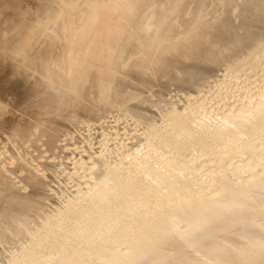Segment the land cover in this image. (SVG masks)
Wrapping results in <instances>:
<instances>
[{
    "label": "bare ground",
    "instance_id": "1",
    "mask_svg": "<svg viewBox=\"0 0 264 264\" xmlns=\"http://www.w3.org/2000/svg\"><path fill=\"white\" fill-rule=\"evenodd\" d=\"M145 1L38 0L33 10L17 11V16L11 17L10 22L7 23L9 25L0 28V54L8 60L12 77L20 78L26 85L29 84L32 87L28 91L29 95L27 94L31 97L30 101L37 97L39 89H44L49 98L47 104L52 103L51 101H54L53 104L58 102L57 106H53L64 108V111L68 110V115L65 114L68 120L65 119L67 122L76 121L77 128L79 126L80 129L79 131L76 129L78 132L74 129L75 132L64 133L57 141L53 137L54 145L59 150L56 151L57 153L64 151L68 155L74 152L78 154L77 160L71 155V158L74 157L71 163L73 167L76 164L78 169L75 171L79 179L78 184L71 185L67 181L70 184L69 189L65 186L63 188L70 191V194L67 193L68 197L65 196L64 199L59 197L58 199L63 200L58 203V207L52 210L49 208L50 212L44 214L36 227L26 228L23 231V242H18L20 244L16 247L17 249L14 247V251L3 264H264V201L253 198L250 193L253 189L256 190V186L264 185V113L258 111L264 104L262 102L264 101V98L262 99L264 97V37L260 34L254 39L250 38L264 24V0H204L202 4H199L195 18L186 22L189 24L185 30H182V36L181 30L179 34L175 33L173 22L179 21L176 20L181 12L187 14L189 6L195 0H187L182 9L180 3L183 0H162L172 2V5L170 4V9L166 8L164 11L158 4L163 11L159 9L161 13L158 14L157 8V24L154 27L155 31H152L153 33L149 36L140 33L145 16L141 17L142 19L139 18V12L144 10L142 9L144 5H148L149 2L153 4L157 0L146 1L148 4ZM166 3L162 4L163 8L168 7ZM164 4L166 5L163 6ZM237 14L242 15L239 22ZM210 15L211 18H208ZM146 19L145 21L149 24L148 18ZM182 20L186 19L182 18ZM151 22L154 23V21ZM152 23L150 27L154 26V24L151 25ZM148 26H143L142 31L144 28L147 30ZM225 53L235 54L228 62H223ZM197 59H202L204 65L217 66L224 63L221 75L217 76L220 77V84H217L214 96L209 97L210 99L207 97L208 94H213L214 89H209L212 93L207 94L204 93L205 89L204 92H199L200 94L189 100L185 99L187 102L183 103V101V104L177 107L178 109L175 105L173 108H168L163 115L161 114L159 124H148L149 127L144 135V147L140 155L135 154L136 159H128L123 155L116 157L117 159L111 164L112 156L111 161H107L111 165L109 164L110 166L106 168L103 165L105 169L102 176L98 177L99 179L95 178L99 159L105 151L103 143H107L100 141V135L97 141H94L93 137L87 133V130L92 129L89 128L87 119L90 120L93 116L99 118L96 114L97 107L107 106L108 109V106L124 105L125 102L134 100L133 98L140 93L135 88L137 86L134 83L135 78L138 84H145L149 78H154L151 72L156 69L163 71L166 63V67L172 65L174 70L175 67L183 68V66H187L189 70L191 64L196 63ZM238 74L242 77L240 84L234 83L240 76ZM8 76L10 78L6 79H11V76ZM14 84V86L17 85ZM21 84H19L20 88ZM134 88L136 90H133ZM171 88H173L172 85ZM161 94L163 95V92ZM251 97L255 100L252 102L254 106L250 104L251 100L248 106L257 109H255L258 112L255 120L254 118H252L254 121L248 120L249 124L247 120L246 124L231 123L239 117L240 119L251 117V111L253 112L254 109L250 110L244 101ZM144 99L146 100L145 97ZM212 102L224 122L218 123V126L199 125L202 121L201 117L213 111ZM140 103L139 101L136 103L132 114H139ZM47 104L44 107L47 108ZM260 104H262L261 107ZM30 108H25L24 113L20 110L14 114L7 108L0 109V127H2L0 130V188L8 184L13 188V191L11 188L5 193L0 189V192L3 191L1 193L3 196L0 194L2 197H0V222L5 218L15 222L13 217L16 218L17 210L27 206V185L21 181L27 173L33 174L34 180H32L34 183L37 182V185L35 184L37 187L44 176H47L40 167V163L48 160L50 156L47 155L49 152L41 150L44 147H41L43 134L36 145L39 153L32 148L35 153L30 151L29 142L33 138L32 134L36 132H33L34 129L43 128L41 131L45 132L47 127L45 128L44 125L50 124L44 122V119L48 117L45 111L44 113L39 110H29ZM51 108H48V111ZM143 108H140V111ZM121 113L112 114L113 116L106 119L100 117L101 119L96 120L97 125L94 127H108L123 146L128 144L129 140L142 128L137 129L138 126L136 127L133 119L124 118ZM31 114L34 117L29 118ZM158 116L153 118L158 120ZM135 117L138 118V116ZM53 119L48 120L56 124L57 121ZM199 119H201L200 122L197 121ZM48 120L46 119V122ZM157 120L156 122H159ZM153 122H155L154 119ZM62 123L58 125L62 126ZM66 125L63 124L62 127L66 129L72 123L67 127ZM5 129L11 130V134L17 132L19 135L20 133V137L21 133L22 135L25 133L26 140L24 136L22 140L28 144L19 146L16 144L19 139L16 138L14 142L13 138L10 139L11 137L4 133L8 132V130L4 131ZM50 130L53 131L52 128ZM83 130L86 132L82 133ZM51 131L49 134L54 133ZM140 131L143 133V130ZM49 134L45 139L49 138ZM83 135L86 139H80L82 148H78V145L74 146L75 141ZM139 135L142 136L141 133ZM109 138L107 139L111 140ZM118 142L114 141L117 145ZM31 145L35 146V144ZM107 145L109 147V144ZM61 157L64 158V155ZM105 157L108 156L105 155ZM53 158L56 157L53 156ZM53 158L52 161H54ZM62 167H59V170L64 168ZM68 170L70 169L68 168L67 172ZM243 173L249 174L242 178L238 176L235 181L232 179L236 177L231 179L229 177ZM30 181L26 183L29 185ZM35 185L32 186L35 188ZM46 185H44L45 188ZM30 189L32 188L28 190ZM34 199L36 201V197ZM45 199L42 202H46ZM49 199L50 197L47 200ZM41 200L39 199V202ZM45 207L47 206L44 205V210ZM39 214L43 215V213ZM21 226L19 223L18 228L22 230ZM188 233L197 234V236L194 235L187 240L184 236L189 235Z\"/></svg>",
    "mask_w": 264,
    "mask_h": 264
},
{
    "label": "rangeland",
    "instance_id": "2",
    "mask_svg": "<svg viewBox=\"0 0 264 264\" xmlns=\"http://www.w3.org/2000/svg\"><path fill=\"white\" fill-rule=\"evenodd\" d=\"M38 2V0H0V28H3L4 26H6V25H9V24H7L8 22H10V18L11 17H15V16H17V14H18V12L17 11H27V10H33L34 9V7H35V2ZM146 1H148L149 2V0H146ZM145 1V3H147L148 4V2H146ZM159 1H161V3H159ZM157 0V2H154L153 4L152 3H150L149 2V4L148 5H144V7L142 8V9H144V10H141L140 12H139V14H140V16H139V18H143V16H145L144 17V20H143V22H142V28H143V26L145 27V26H148V27H146L147 28V30L144 28V31H146V32H148L149 30V32H148V34L146 35V33L144 32V31H142L143 29L141 28V35H144L145 34V36H149V35H151L153 32L152 31H155V26H156V21H157V16H158V14H159V12L161 13V10L162 9H164V11L166 10V8H169L172 4V2H167V1H174V0H167V1H162V0ZM202 1V2H201ZM203 1L204 0H195V1H193L192 3H191V5L189 6V8H188V13H190L189 15H187V14H185V13H180V16H178V19L176 20V21H178V22H175L176 24H177V26H176V24L173 22V26H175V27H173V29L174 30H176V32L175 31H173V32H175L176 34H179V31H180V35L181 34H183V31L182 30H185L186 28H187V25L189 24H187L186 22H190L192 19H193V17L195 18V16H196V14H197V11H198V8H199V4H202L203 3ZM166 3V4H168L167 6L168 7H165V8H163L162 7V4L163 3ZM187 2V0H183V1H181V3H180V7H181V9L185 6V3ZM201 2V3H200ZM208 2V1H207ZM205 3V2H204ZM161 5L160 7L162 8H160L159 7V5L158 6H156V5ZM166 4H164L163 6H165ZM171 4V5H170ZM150 5V6H149ZM10 7V8H9ZM10 10H9V9ZM148 8V9H147ZM155 10H154V9ZM157 8H158V10H157ZM145 9H147L146 11H145ZM159 9H161V10H159ZM170 9V8H169ZM156 10H157V12H158V14H156L157 12H156ZM168 10V9H167ZM189 10H190V12H189ZM163 11V10H162ZM148 14V15H145V14ZM196 13V14H195ZM141 14H142V16H141ZM151 14V15H150ZM153 14H155V15H153ZM239 14V13H238ZM237 14V15H238ZM157 15V16H156ZM241 16L242 15H238V22L240 21V19H241ZM263 16H264V14H263ZM155 17V18H154ZM141 18V19H142ZM146 18H148V22H149V24L146 22L147 21V19ZM151 18V19H150ZM186 19V20H182L181 21V19ZM208 18H211V15L208 17ZM156 19V20H155ZM146 20V21H145ZM151 21H154V23H152ZM144 22H146L145 24H144ZM150 23H152L151 25H153L154 24V26L153 27H150ZM178 24H180V25H178ZM184 24V25H183ZM263 24V23H262ZM261 24V25H262ZM179 26V27H178ZM152 29H150V28ZM179 30H178V29ZM149 29V30H148ZM257 31L259 32L258 34H257ZM257 31H255L253 34H254V36H251L250 38H253L254 39V37H257L258 35H262L263 37H264V24L262 25V27L260 26V30H257ZM144 32V33H143ZM180 35H178V36H180ZM182 36V35H181ZM244 44V43H243ZM242 44V45H243ZM241 45V46H242ZM246 48H247V46H246ZM233 54H235V53H225L224 54V57H223V62H228L230 59H232L233 57ZM228 55V56H227ZM230 55V56H229ZM226 58H229V59H226ZM6 58H5V56L4 55H2V54H0V106H2V107H0V109H5L6 110V108L7 109H9V111L12 113V114H14V113H16V112H20V110H22V112L24 111V109L25 108H30L32 105H33V107H31L29 110H36V111H42V112H46V115L48 116L46 119L48 120H52L53 118H55V119H53V120H55V121H57V126H55L56 124H52V122H50L49 120L46 122V119H44L45 121V123H49L50 125V128H52L53 129V131H51L50 130V128L48 129V125L46 126V125H44L45 126V128L47 127V129H46V131L45 132H43V131H41V130H43V128L42 129H34L33 130V132H35L34 134H32L33 135V138H32V140H31V142H29V144H30V146H29V148L31 149H36L35 151H36V153H39V152H37V142L39 141V137L41 136V134H43V140H41L42 142H41V147L42 146H44V147H42V149L41 150H43L44 152H49V153H47V155H50L49 156V159L48 160H44L43 162L45 163H43V162H41L39 165H40V167L44 170V173L45 174H47V176H44V179L42 180V182H40L39 184L40 185H38V187L36 186L37 184V182L36 183H34V178H33V174H31V173H25L26 175H31L30 177L29 176H24V178H22L23 180H21L22 181V183L24 182V185H27L26 187V190L28 191L27 193H26V195H27V197H29V198H27L26 196V200L28 201V204H27V206H25L24 208H22V210L21 209H19V210H17V213L19 214V216H18V214H16V218L15 217H13L14 219H15V222H14V220L11 222V221H9V219L8 218H5L4 219V221H2V222H0V228H2V229H0V264H3L5 261H6V259H7V257L11 254V252L12 251H14V247H15V249H17L16 247H18V245L20 244V243H18V242H23V240L24 239H22V238H24V233H23V231H25L26 230V228L27 229H30V228H33V227H36L38 224H39V222L43 219V217H44V214L46 215V213L48 214L49 212H50V210H52V209H54V208H56V207H58L59 206V204L58 203H60L61 202V200H63L64 198H65V196H67L68 197V194L67 193H69L70 191L69 190H66V189H69V185L71 184H78V181H79V179H78V177H77V173H75V171H78V169H77V167H76V164L74 165L75 167H73V165H72V163H71V161H72V159L74 160V157L73 158H71V155L72 156H75V160H77V153H73V154H71V153H69V155L68 154H66L64 151H60V152H56V151H59L58 149H57V147L54 145V141H53V137H54V139H55V141H57V139H61V137H62V135L64 134V133H66V134H69V133H72V131L73 132H75V131H79L80 129H79V126H78V128H77V124H76V121L75 122H71V120H69L70 122H67V120H68V110H66V111H64V108L62 109V108H59V106L58 107H56L58 104V102L56 103V104H53L54 103V101H51L52 103H49V104H47V102H49V98H48V96H47V94L43 91V90H41V89H39L38 91H40L39 92V94L37 95V97H35V98H33V100L32 101H30L31 100V97H28V91H30V85L29 84H27V85H29V86H27L26 84H25V82L24 81H21V79L19 78H13L12 77V75L10 74V68L8 67V63H7V61L8 60H5ZM168 61V60H167ZM166 61V62H167ZM170 62V61H169ZM168 62V63H169ZM196 63H193V64H191V68L188 70V67L186 66H183V68H185V69H183L182 67L180 68V67H175V70H174V66H172V65H168V67H166V65H167V63L165 64V69H167L166 71H160L159 69H156V70H153L152 72H151V75L154 77V78H149L146 82L147 83H145V84H141V83H139L140 84V86H139V84L137 83V79L135 78V80H136V82H135V80H134V83H135V85H137V86H139V88H137V86L135 87L136 89H137V91L138 92H140V93H138V95H136V97H134L133 99L134 100H131V101H129V102H125L124 103V105H126V106H124L123 104H121V105H115V106H108V109H107V106H100V107H97V109H96V111H97V117H99V118H95V116H93V117H89L90 118V120L89 119H87V121L89 122L88 124H89V128H92L90 131H92V132H90L89 130H87V133L88 134H90V136L91 137H93L92 139L94 140V141H97V137L100 135V141H103V142H107V143H103L104 144V149H105V151H104V154H103V156L99 159L100 161L98 162V169L95 171V178H97V179H99L101 176H102V174H103V171H104V169L106 168V167H108V165L111 163V164H113V161H115V159H117L119 156L120 157H122L123 155L127 158L128 157V159H136L137 157H136V153H138V155H140L141 154V152H142V148L144 147V135H145V132H146V130L148 129V124L149 125H151V124H159L160 123V118L162 117V115L166 112V110L169 108H173V107H175L176 109H178L180 106H181V103L183 102V103H186L187 102V100H185V99H188L189 100V98H191V97H193V96H196L197 94H200L199 92H204V90H205V94H207V93H212V92H209V89L210 90H213V94H208V98L209 97H213L214 96V93H215V89H217V84H220V77H217V76H220L221 74V72H222V70H223V67H222V65L224 64H222V63H220L219 65H204L203 63H202V59H197L196 61H195ZM171 64V63H170ZM202 64V65H201ZM201 65V66H200ZM164 66V65H163ZM162 66V67H163ZM197 66V67H196ZM203 66V67H202ZM171 67V68H170ZM199 67V68H198ZM210 67H212V68H210ZM221 69H220V68ZM177 68V69H176ZM187 68V69H186ZM194 68V69H193ZM206 68V69H205ZM208 68H210V69H208ZM171 69V70H170ZM199 69V70H198ZM203 69V70H202ZM212 69V70H211ZM216 69V70H215ZM159 70V71H158ZM174 70V71H173ZM185 70V71H184ZM193 70V71H192ZM198 70V71H197ZM214 70H215V72H214ZM156 72V74H155V72ZM171 71V72H170ZM173 71V72H172ZM178 71V72H177ZM180 71H181V73H180ZM202 73H201V72ZM207 71V72H206ZM212 71V72H211ZM162 72V73H161ZM195 72V73H194ZM199 72V73H198ZM168 73V74H167ZM191 73H193V74H191ZM216 76H214L213 74ZM216 73L218 74V75H216ZM10 75L11 76V79H9V80H7L6 78H10L8 75ZM155 74V75H154ZM164 76H163V75ZM176 74H177V76H176ZM185 74V75H184ZM186 74H188V76L186 75ZM202 76H201V75ZM204 74V75H203ZM210 74L212 75V76H210ZM172 75V76H171ZM192 75V76H191ZM209 75V76H208ZM240 74H238V76H239ZM8 76V77H7ZM152 76H150V77H152ZM155 76H156V78H155ZM159 76H162V77H159ZM170 76H171V78H170ZM175 76V77H174ZM187 76V77H186ZM160 79H159V78ZM169 77V78H168ZM173 77V78H172ZM178 77V78H177ZM185 79H183V78ZM212 77V78H211ZM3 78V79H2ZM4 78L7 80H4ZM167 78V79H166ZM191 78V79H190ZM205 78V79H204ZM215 78H217V79H214ZM235 78H237V76H235ZM234 78V79H235ZM212 79V80H211ZM233 79V80H234ZM17 80V82H15ZM149 80H150V82H149ZM151 80H153V81H151ZM161 80H162V82H161ZM176 80V81H175ZM199 80V81H198ZM208 80V81H207ZM18 81H21V82H19L18 83ZM157 81H158V83H157ZM160 81V82H159ZM175 81V82H174ZM181 81V82H180ZM214 81V82H213ZM234 81H236V80H234ZM233 81V82H234ZM242 81V77H241V75L237 78V82H234V83H239L240 84V82ZM7 82V83H6ZM9 82H11V83H9ZM18 83L16 86H14L15 84L14 83ZM154 82V83H153ZM194 82V83H193ZM199 82H201V83H199ZM204 82V83H203ZM208 82H211V83H208ZM218 82V83H217ZM3 83V84H2ZM6 83V84H5ZM22 83V84H21ZM151 85V87H150V85ZM156 83V84H155ZM162 83V84H161ZM193 83V84H192ZM197 83V84H196ZM199 83V84H198ZM203 83V84H202ZM213 83V84H212ZM233 83V84H234ZM8 84V85H7ZM19 84H21V86L23 87V86H25L26 85V87H23V88H25V89H23L22 87L20 88V86H19ZM168 84V85H167ZM201 84V85H200ZM209 84V85H208ZM211 84V85H210ZM214 84H216V86H212V85H214ZM13 85V86H12ZM144 85V86H143ZM148 85H149V87L151 88V90H149L150 88L148 87ZM154 85V86H153ZM159 85V86H158ZM171 85L173 86V88H171ZM195 85V86H194ZM197 85V86H196ZM198 85H199V87H198ZM203 85H206L205 87H203ZM13 88H12V87ZM142 86V87H141ZM156 86H157V88H156ZM168 86H170V87H168ZM186 86H188V87H186ZM211 86H212V88H211ZM29 87V88H28ZM145 87V88H144ZM146 87H148L147 89H146ZM159 87H161L160 89H159ZM192 87V88H191ZM204 89H203V88ZM22 89V90H20L19 91V89ZM27 88L29 89V90H27ZM32 88V87H31ZM133 89V90H136V89ZM154 88H155V90H154ZM200 88V89H199ZM11 89H12V92H11ZM18 89V90H17ZM143 90V91H139V90ZM145 89V90H144ZM163 89V90H162ZM177 91H176V90ZM183 89V90H182ZM197 91H196V90ZM6 90H7V92H6ZM15 90V91H14ZM24 90H25V92H24ZM153 90V91H152ZM159 90V91H158ZM166 90H167V92H166ZM186 90V91H185ZM189 90H190V92H189ZM203 90V91H202ZM9 91V92H8ZM19 91V92H18ZM22 91V92H21ZM42 91V92H41ZM137 91H136V94H137ZM149 91H150V93H149ZM155 91H157V92H155ZM174 91H176V92H174ZM179 91V92H178ZM194 93H193V92ZM16 92V93H15ZM27 92V93H26ZM131 92H135V91H131ZM141 92L143 93V92H145V93H143L144 95H146V96H144L143 94H141ZM153 92H155V93H153ZM163 92V95L161 94ZM170 92V93H169ZM7 93V94H6ZM10 93V94H9ZM14 93V94H13ZM18 93H20L19 94V97H18ZM26 93V94H25ZM31 93V92H30ZM151 93H152V95H151ZM158 93V94H157ZM159 93H160V95H159ZM166 93V94H165ZM169 93V94H168ZM180 93V94H179ZM184 93H186L185 95H184ZM193 93V94H192ZM196 93V94H195ZM13 96H12V95ZM23 94V95H22ZM28 94V95H27ZM132 94H134V93H132ZM171 94V95H170ZM184 96H183V95ZM9 95V96H8ZM141 95H142V98H141ZM149 95H151V96H149ZM157 95V96H156ZM17 96V97H16ZM23 97V98H21V97ZM27 96V97H26ZM44 96L46 97V98H44ZM155 98H154V97ZM179 96V97H178ZM12 97V98H11ZM40 97V98H39ZM137 97H138V99H137ZM144 97L146 98V100L144 99ZM162 97V98H161ZM16 98H17V100H16ZM29 98V99H28ZM48 98V99H47ZM142 100H141V99ZM151 98V99H150ZM158 99V101H157V99ZM173 98V99H172ZM180 98V99H179ZM252 98V97H251ZM251 98H246L244 101H245V103H246V106L247 107H249V109L250 110H253L254 108H252L254 105L252 104V102H255V100H253V98L251 99ZM264 97H262V99H263ZM44 99V100H43ZM152 101V102H150V100ZM153 99V100H152ZM170 99V100H169ZM210 99V98H209ZM248 99V100H247ZM10 102H9V101ZM37 100V101H36ZM48 100V101H47ZM136 100V101H135ZM156 100V101H155ZM171 100H172V102H171ZM182 100V101H181ZM251 100V102H250V104H252V107L251 106H248V105H250V104H248V102ZM253 100V101H252ZM27 103H26V102ZM139 101V103L141 102V103H143V105H141V103H140V107H138L139 108V110H138V113L139 114H137V115H134V114H132L133 113V110L132 109H134V107H135V105H136V103ZM162 101V102H161ZM168 101V102H167ZM30 102V103H29ZM132 103V104H129V103ZM133 102H134V106H133ZM171 102V103H170ZM177 103V104H174V103ZM262 102H264L263 100H262ZM19 103V104H18ZM27 104L26 106L24 105V104ZM45 103V104H44ZM61 103V102H60ZM127 103L129 104V105H127ZM154 103V104H153ZM158 103V104H157ZM173 103V104H172ZM182 103V104H183ZM260 103H261V99H260ZM10 104V105H9ZM31 104V105H30ZM44 104V105H43ZM46 104H47V108L46 107H44V106H46ZM147 104V105H146ZM149 104V105H148ZM163 104V105H162ZM166 104V105H165ZM212 104V107L214 108H212V107H210V108H212V110L214 111H210L209 113H210V115H209V113H207V115H205V117H201V119H202V121H201V119H199V120H197L198 122H200L201 124H199V125H201V126H218L219 124L218 123H223L224 121H223V119L221 118L222 116L220 115V112L218 113V111L215 109V107L213 106V102L211 103ZM263 104V103H262ZM262 104H260V107H261V105ZM5 105H7V107L5 106ZM9 105V106H8ZM13 105V106H12ZM19 105V106H18ZM34 105H36V106H34ZM40 105V106H39ZM50 105V106H49ZM53 105H56V106H53ZM114 105V104H113ZM131 105V106H130ZM160 105V106H159ZM175 105V106H174ZM177 105H179V106H177ZM17 106V107H16ZM23 106H25V108H23ZM121 106V107H120ZM123 106V107H122ZM143 106H144V108H146L147 107V109H144L143 108ZM146 106V107H145ZM159 106V107H158ZM5 107V108H4ZM12 107V108H11ZM36 107V108H35ZM39 107V108H38ZM50 107H52L51 109H49V111H48V108H50ZM103 109H102V108ZM120 107V108H119ZM126 107V108H125ZM128 107H130V108H128ZM131 107H133V108H131ZM149 107V108H148ZM157 107V108H156ZM162 107V108H161ZM178 107V108H177ZM264 104L262 105V107L261 108H259L258 109V111H259V113H264L263 111H264ZM14 108V109H13ZM104 108H106V109H104ZM114 109V110H112V109ZM140 108L142 109L143 108V110H141L140 111ZM161 109V111L159 110V109ZM258 108V107H257ZM10 109H12V110H10ZM54 109V110H53ZM58 109V110H57ZM102 109V110H101ZM110 109V110H109ZM116 109V110H115ZM125 109H126V111H125ZM157 109V110H156ZM256 109V108H255ZM253 110V112L251 111V117H248L247 119H245V118H242V119H240V117L238 118V119H236L235 121H233V122H231V123H233V124H235V125H238V122H239V124H246L247 122V124H249L250 122V120H252V121H254L255 120V117H256V113H258L256 110ZM17 110V111H16ZM63 111V113H60V112H62ZM129 110V111H128ZM150 110V111H149ZM152 110H156V111H152ZM211 110V109H210ZM13 111V112H12ZM54 111V112H53ZM56 111V112H55ZM100 111V112H99ZM111 111V112H110ZM115 111H116V113H115ZM121 111H122V113H124V115L121 113ZM142 111H143V113H142ZM255 111V112H254ZM33 113H36L35 111H32ZM44 112V113H45ZM51 112H52V115L54 116H52L51 115ZM65 112V113H64ZM104 112H107V113H104ZM113 112V113H112ZM141 112V113H140ZM147 112V113H146ZM154 112V113H153ZM162 112V113H161ZM213 112V113H212ZM24 113V112H23ZM31 113V112H30ZM58 113V114H57ZM60 113V114H59ZM67 113V115H65ZM121 113V115L122 116H124V118L126 117V118H130V119H133V122H135L134 124H136V127H137V129H140V127L142 128V129H140V130H143V133H142V131H140V130H138V133H137V135H134L130 140H129V145L127 144H125V145H123V146H121L120 145V143L118 142V140L115 138V134L113 133V131L112 130H110L108 127H94V126H96L97 125V121L99 120V119H101V118H108L109 116L111 117V116H113V115H117V114H120ZM217 113L219 114V116L220 117H218V115H217ZM253 113V114H252ZM63 114V115H62ZM99 114V115H98ZM100 114H101V116H100ZM113 114V115H112ZM143 114V115H142ZM148 114H150V116L148 115ZM152 114V115H151ZM155 116H158L157 118H158V120H159V122H156V118H153V117H155ZM162 114V115H161ZM67 116V117H65V116ZM104 115V116H103ZM126 115V116H125ZM139 115H140V117H139ZM203 115V116H204ZM217 115V116H216ZM52 116V117H51ZM64 116V117H63ZM135 116H138V118L137 117H135ZM142 116V117H141ZM214 116V117H213ZM215 116L217 117V118H215ZM30 117H34V115H32L31 114V116L29 115V118ZM61 117V118H60ZM63 117V118H62ZM101 117V118H100ZM132 117V118H131ZM208 117H210V118H208ZM67 120H66V119ZM143 118H144V120H143ZM148 118V119H147ZM204 118V119H203ZM214 118V119H213ZM218 118H220V119H218ZM252 118H254V120L252 119ZM59 119H60V121H59ZM153 119H154V121L155 122H153ZM209 119V120H208ZM244 119H245V121H244ZM62 120L64 121L63 123H62ZM96 122H95V121ZM140 120V121H139ZM147 120V121H146ZM157 120V121H158ZM205 120V121H204ZM214 120V122H212ZM219 120V121H218ZM243 122V123H241V121ZM246 120H247V122H246ZM249 120V121H248ZM33 121H35V119L33 120ZM148 121H149V123H148ZM237 121V122H236ZM251 121V122H252ZM91 122V123H90ZM138 122V123H137ZM153 122V123H152ZM203 122V123H202ZM209 122L211 123V124H209ZM215 122H217V123H215ZM235 122V123H234ZM62 123V126H63V124H67L66 125V127L67 126H69V124H71L72 123V125H70L68 128H70V129H68V128H66V129H68V130H66V129H64L61 125L59 126L58 124H61ZM92 123H94L92 126H91V124ZM207 123V124H206ZM214 125H213V124ZM147 124V125H146ZM216 124V125H215ZM52 126V127H51ZM231 126V125H230ZM54 127V128H53ZM56 127V128H55ZM76 127V128H75ZM144 127H145V129H144ZM1 128L2 127H0V130H1ZM58 128V129H57ZM59 128H60V130H59ZM93 128H94V130H93ZM96 128V129H95ZM102 128H104V129H102ZM56 129V130H55ZM74 129H75V131H74ZM77 129V130H76ZM98 129V130H97ZM100 129V130H99ZM6 130H8V129H5L4 131H6ZM47 130H48V132H47ZM106 130H108V131H106ZM3 131V132H4ZM49 131H51V132H54V133H51V134H49ZM61 131H63V132H61ZM77 131V132H78ZM84 131V130H83ZM82 131V133H85L86 131H84L83 132ZM99 131V132H98ZM13 132V131H12ZM19 132H22V131H19ZM56 132H57V134H56ZM68 132V133H67ZM100 132H103V133H100ZM6 135H8L9 136V138L10 139H12L14 142L17 140V139H21L20 141L19 140H17L20 144L22 143V145H20L17 141H16V144H18L19 146H24L25 144H28V143H25L26 141V134L24 133L23 135H22V133H21V137H20V133H19V135H18V133L16 132V134L13 132L12 134H11V130H8V132L6 131V132H4ZM8 133V134H7ZM39 133V134H38ZM47 133V134H46ZM59 133V134H58ZM96 134V136H95V134ZM98 133H100V134H98ZM106 133V134H105ZM108 133V134H107ZM111 133V134H110ZM142 134V136L141 135H139V134ZM48 134H49V138L48 139H45V138H47V136H48ZM54 136H53V135ZM102 134V135H101ZM114 134V135H113ZM12 135H13V137H12ZM34 135H35V137H34ZM60 135V136H59ZM94 135V136H93ZM105 135H106V137H105ZM108 135H110V136H108ZM139 135V136H138ZM16 136V137H15ZM18 136V137H17ZM23 136H24V141L22 140V138H23ZM26 136V137H25ZM37 136V137H36ZM44 136H46V137H44ZM20 137V138H19ZM56 137V138H55ZM84 137V138H83ZM83 137H81V138H78L77 139V141H75V143H76V145L74 144V146H76L77 147V145L79 146L78 148H82V144H81V140H83V139H86V136H84L83 135ZM96 138V140H95V138ZM110 137V138H109ZM112 137V138H111ZM139 137V138H138ZM141 137V138H140ZM14 138H15V140H14ZM17 138V139H16ZM107 138H109V139H111V140H108ZM138 138V139H137ZM81 139V140H80ZM136 139V140H135ZM37 140V141H36ZM47 140H48V142H47ZM106 140H108V141H106ZM139 140V141H138ZM142 140V141H141ZM23 141V142H22ZM34 141H36V143L34 142ZM50 141V142H49ZM53 141V142H52ZM114 141L117 143L118 142V145L116 144V143H114ZM137 141V142H136ZM140 141H141V143H140ZM34 142V143H33ZM133 142V143H132ZM51 143V144H50ZM132 143V144H131ZM31 144H35V146L33 145V147H32V145ZM47 144H50V145H47ZM107 144H109V147H108V145ZM116 144V145H115ZM53 145H54V147H53ZM81 145V146H80ZM136 145H138V146H136ZM48 146V147H47ZM106 146V147H105ZM118 147L117 148V150H116V147ZM128 146H130V147H128ZM136 146V147H135ZM111 147H113V149L111 148ZM115 147V148H114ZM119 147H120V149H119ZM122 147V148H121ZM135 147V148H134ZM49 148V149H48ZM124 148V149H123ZM127 148V149H126ZM133 148V149H132ZM139 148L141 149V150H139ZM30 150L31 152H33V153H35V151L34 150ZM48 149V150H47ZM107 149V150H106ZM109 149V150H108ZM130 149V150H129ZM137 149V150H136ZM49 150H51V152L49 151ZM126 152H125V151ZM129 150V151H128ZM108 151V152H107ZM111 151V152H110ZM133 151V152H132ZM29 151H27V153H28ZM115 152H117V153H115ZM140 152V153H139ZM62 153V154H61ZM64 153V154H63ZM89 153V152H88ZM105 153H107V154H105ZM118 153H121L120 155H117ZM129 155H128V154ZM53 154V155H52ZM60 154V155H59ZM76 154V155H75ZM111 154V155H110ZM113 154H115V155H113ZM130 154H131V156H130ZM64 155V158L63 157H61V156H63ZM105 155H107L108 157H105ZM126 155H128V156H126ZM53 156L54 157H56V158H53ZM58 156V157H57ZM113 156V157H112ZM132 156H134V157H132ZM112 157V158H111ZM117 157V158H116ZM52 158L54 159V161H52ZM70 158V159H69ZM102 158H105L104 160L102 159ZM112 159V162H110V163H108L107 161H111V159ZM56 159V160H55ZM85 158H83V160H84ZM106 159H109V160H106ZM52 162H51V161ZM63 160V161H62ZM68 160V161H67ZM104 162H103V161ZM50 161V162H49ZM59 161H61V162H59ZM56 162H59L58 164L56 163ZM67 162V163H66ZM101 162V163H100ZM47 163V164H46ZM50 163V164H49ZM63 163H66V164H64V165H62ZM110 164V165H111ZM51 165V166H50ZM56 165V166H55ZM103 165L105 166V168H103ZM109 165V166H110ZM45 166V167H44ZM48 166V167H47ZM58 166V167H57ZM64 168H63V167ZM66 166V167H65ZM50 167V168H49ZM52 167V168H51ZM59 167H62L63 169H60L59 170ZM70 169V170H68L69 172H67V169L68 168ZM101 167V168H100ZM47 168V169H46ZM66 168V169H65ZM46 169V170H45ZM53 169H57L56 171H58V172H56L55 170H53ZM73 169V170H72ZM76 169V170H75ZM51 170V171H50ZM59 171H60V173H59ZM70 171H71V173H70ZM47 172V173H46ZM51 172V173H50ZM52 172H55V173H52ZM100 172V173H99ZM65 173V174H64ZM68 173H69V175H68ZM49 174V175H48ZM64 176H66V177H64ZM246 174H249V173H243V174H241V175H230L229 177H230V179L231 178H233V177H236V178H233L232 179V181L234 180H237V178H238V176H241V178L242 177H247L248 175H246ZM51 175V176H50ZM53 175V176H52ZM75 175V176H74ZM73 176V177H72ZM32 177V178H31ZM52 177H54V178H52ZM70 177H72V178H70ZM99 177V178H98ZM26 178H28L27 180H26ZM49 178V179H48ZM55 178H58V179H55ZM64 178V180H62ZM65 178H67V179H65ZM240 178V177H239ZM24 179L26 180V181H24ZM30 179H31V181H30ZM33 179V180H32ZM47 179V180H46ZM74 179V180H73ZM57 180V181H56ZM66 180V181H65ZM76 180V181H75ZM28 181H30V182H33V183H30L29 182V185L27 184L28 183ZM56 181V182H55ZM63 181V183H65V184H63V183H61ZM65 181V182H64ZM67 181H69L70 182V184H68L67 183ZM71 181H74V182H71ZM27 182V183H26ZM46 182H48V183H46ZM51 182V183H50ZM60 182V183H59ZM43 183H45L44 185H46V184H48V185H46V188L44 187V185H42ZM35 185L36 187L34 188V186H32V185ZM52 184V185H51ZM60 184V185H59ZM73 184V185H74ZM54 185V186H53ZM31 186V187H30ZM41 186V187H40ZM63 186H65V188H63ZM5 187H7L6 189H3V188H5ZM45 188L44 189V191H43V188ZM49 187V188H48ZM50 187H52V188H50ZM54 187V188H53ZM68 187V188H67ZM263 187H264V185H263ZM262 186H256L255 188H256V190L255 189H253L252 191H250V193H251V195L253 196V198H258L260 201H264V188H263ZM3 188H0L1 190H3L4 191V193H5V191L7 190L8 191V189L9 190H11V186L9 187V184H8V186L7 185H5ZM29 188H32V189H30V190H28ZM34 189V190H33ZM35 189H37V191L35 190ZM41 191H40V190ZM48 190V191H45V190ZM51 189L53 190V191H51ZM55 189H56V191H55ZM65 189V191H62V190H64ZM0 190V191H1ZM39 190V191H38ZM58 190V191H57ZM61 190V191H60ZM261 190V191H260ZM2 191V192H3ZM6 191V192H7ZM12 191H13V188H12ZM30 191H32V192H30ZM37 193H36V192ZM258 191H260L259 193H258ZM2 192H0V194L2 193ZM35 192V193H34ZM42 192H43V194H42ZM45 192V193H44ZM54 193V195H50V194H53ZM55 192H57L58 194H56ZM61 192V193H60ZM258 194H256V193ZM3 193V194H4ZM32 193V194H31ZM39 193V194H38ZM47 193H49V194H47ZM7 194V193H6ZM31 194V195H30ZM34 194H35V196H34ZM36 194H37V196H36ZM63 194V195H62ZM70 194V193H69ZM255 196H254V195ZM5 195V194H4ZM40 195H42V196H44L45 195V197H42V196H40ZM50 195V196H49ZM261 195H263V196H261ZM1 196H3L2 194H1ZM0 196V197H1ZM50 197V199L49 200H47L48 199V197ZM30 197H31V199H30ZM36 197V201H35V199L34 198ZM39 197H41V198H39ZM53 197H55V199L53 198ZM59 197H62V198H60V199H58ZM261 199H260V198ZM2 198V197H1ZM41 200L40 202H39V199ZM46 198V199H45ZM25 199V198H24ZM30 201H29V200ZM43 199H45L44 201H46V202H42L43 201ZM60 200V201H59ZM33 201V202H32ZM40 204H39V203ZM49 202V203H48ZM32 203V204H31ZM35 203V204H34ZM45 206H47V207H45V210H44V205ZM46 204H48V205H46ZM57 204V205H56ZM55 205V206H54ZM31 207H32V209H31ZM35 207H36V209H35ZM38 207V208H37ZM41 207V208H40ZM43 207V208H42ZM49 208H50V210H49ZM23 209H24V211H23ZM34 209V210H33ZM43 209V210H42ZM18 211H21V212H23V213H21V212H18ZM34 211V212H33ZM40 211V212H39ZM25 212V213H24ZM27 212V213H26ZM30 212V213H29ZM43 213V215H40L39 213ZM28 213H29V215H28ZM35 213V214H34ZM22 214V215H21ZM23 214H25V215H23ZM21 215V216H20ZM33 215V216H32ZM36 215V216H35ZM39 215V216H38ZM22 216H23V218H22ZM40 216H42V217H40ZM26 217V218H25ZM31 217H32V220H31ZM34 217V218H33ZM37 217V218H36ZM40 217V218H39ZM42 218V219H41ZM19 219H20V221H19ZM6 220V221H5ZM17 221V222H16ZM33 221V222H32ZM39 221V222H38ZM25 222H26V224H25ZM28 222V223H27ZM35 222V223H34ZM4 224V225H6V226H4V225H1V224ZM14 223V224H13ZM17 223H18V225H17ZM19 223L22 225L21 227H23V229L21 230L20 228H18V226H19ZM32 223V224H31ZM10 224V225H9ZM24 224V225H23ZM31 225H32V227H31ZM34 225V226H33ZM3 226V227H2ZM11 226H13V227H11ZM15 226V227H14ZM6 227V228H5ZM9 227V228H8ZM10 227L12 228V229H10ZM5 228V229H4ZM16 228H18V230H16ZM15 230V231H14ZM19 230H21V231H19ZM4 231V232H3ZM7 231V232H6ZM12 231H13V233H12ZM9 233H10V235H9ZM189 234V233H188ZM201 234V233H200ZM20 237H19V236ZM197 236V234H189V235H187V236H184V238H187V240L190 238V237H192V236ZM182 236H183V234H182ZM12 237V238H11ZM21 239V240H20ZM6 257V258H5ZM3 260V261H2Z\"/></svg>",
    "mask_w": 264,
    "mask_h": 264
}]
</instances>
